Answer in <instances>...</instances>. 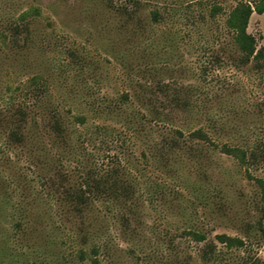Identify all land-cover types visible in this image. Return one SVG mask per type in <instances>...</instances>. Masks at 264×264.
I'll list each match as a JSON object with an SVG mask.
<instances>
[{
  "label": "rangeland",
  "instance_id": "1",
  "mask_svg": "<svg viewBox=\"0 0 264 264\" xmlns=\"http://www.w3.org/2000/svg\"><path fill=\"white\" fill-rule=\"evenodd\" d=\"M238 2L259 0H0V264H264ZM246 31L264 44V12Z\"/></svg>",
  "mask_w": 264,
  "mask_h": 264
},
{
  "label": "trees",
  "instance_id": "2",
  "mask_svg": "<svg viewBox=\"0 0 264 264\" xmlns=\"http://www.w3.org/2000/svg\"><path fill=\"white\" fill-rule=\"evenodd\" d=\"M264 12V0H259L258 3H253V5H250L248 3H243V2H238L228 13L226 20H225V25L228 27L232 32H233V43L238 50V52L242 55L244 60L247 62L249 60H252L256 64H264V44L260 47L257 48L256 40L254 39L253 36L247 33V25L250 16L253 13L256 14H262ZM39 9L36 7H33L30 11L23 13L19 20L21 22H26L27 18L29 16H39ZM153 20H157V13L153 12L152 13ZM23 27V32L25 35H28V26L26 23H24ZM18 27L15 26V31L13 36H16L17 34L20 33V31H17ZM4 39L2 41L4 42L6 40V36H3ZM77 122H82L83 118H78L76 119ZM202 133L201 131H197L195 133V137L201 140H206L207 137L206 135H199ZM221 153L231 156L235 158L238 162L239 165L241 166H246L247 160L249 157L254 158L253 154H250L249 157H247L246 152L242 151L239 148L236 147H230L227 145H222L221 147ZM255 182L258 184L259 189L261 191V201L264 204V184L262 181L259 179H253ZM194 238L196 239L197 242H202L204 241V237L201 235L194 234ZM222 240V239H221ZM228 240V239H226ZM95 253V251H92ZM83 252H79V257L82 258ZM91 264H98L95 259L92 260Z\"/></svg>",
  "mask_w": 264,
  "mask_h": 264
}]
</instances>
